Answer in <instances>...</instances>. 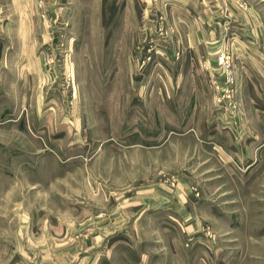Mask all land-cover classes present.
I'll return each instance as SVG.
<instances>
[{"label":"rangeland","instance_id":"1","mask_svg":"<svg viewBox=\"0 0 264 264\" xmlns=\"http://www.w3.org/2000/svg\"><path fill=\"white\" fill-rule=\"evenodd\" d=\"M0 264H264V0H0Z\"/></svg>","mask_w":264,"mask_h":264}]
</instances>
